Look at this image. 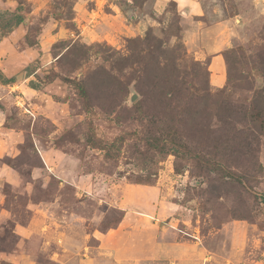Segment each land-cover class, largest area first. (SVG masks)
<instances>
[{"label":"rangeland","instance_id":"1","mask_svg":"<svg viewBox=\"0 0 264 264\" xmlns=\"http://www.w3.org/2000/svg\"><path fill=\"white\" fill-rule=\"evenodd\" d=\"M194 1L200 16L172 0H0V72L14 79L0 84V264H156L127 244L111 252L116 238L134 240L128 223L115 233L124 217L144 218L150 202L173 240L212 257L201 264H264V128L251 119L264 116V0ZM19 4L23 25L3 29ZM148 32L164 53L129 48ZM167 74L185 89L176 102ZM59 77L84 81L91 114ZM167 107L224 172L144 144Z\"/></svg>","mask_w":264,"mask_h":264},{"label":"trees","instance_id":"2","mask_svg":"<svg viewBox=\"0 0 264 264\" xmlns=\"http://www.w3.org/2000/svg\"><path fill=\"white\" fill-rule=\"evenodd\" d=\"M5 1V0H1ZM68 0H63V3H67ZM30 13L29 8H25L23 4H19L18 7L15 9L13 13H8V19H6L2 25L3 29H7L10 31L12 28H17L24 23L25 16ZM3 15L0 14V19H2ZM27 44L30 47L37 46V43L35 40L26 39ZM149 43L151 45H149ZM127 44L129 48H132L135 44H145L146 49L149 55H153L154 53H164L165 51L161 49V41L154 36L150 32L146 34V37L144 39L141 38H132L127 40ZM67 51H70L69 49ZM76 52L77 50H72L71 53ZM82 51V50H80ZM192 65H198L197 62H193ZM206 75L209 76L208 71H206ZM56 77V75H54ZM61 81L68 85H72L73 88L76 91L77 96L81 100V104L83 107V110L86 114H91V104L89 100V96L87 93L86 84L83 80H70L67 78L59 77ZM167 81L169 83V91L168 93L172 97V101L176 102L178 101V98L181 94L184 95L185 89L182 87V82H178V79L176 76L172 74H167ZM14 79H5L0 72V84L2 85H9L13 84ZM209 89H207L208 91ZM184 92V93H183ZM186 95V94H185ZM160 98L168 100L169 95L161 93L159 95ZM170 100V99H169ZM167 104V103H165ZM172 111V109H170ZM173 113V111H172ZM157 123L160 125L157 127V129L151 133L146 134L142 141L144 144L149 146L151 149H157L156 152L158 154L165 153V156L172 155L175 158L180 157H186L188 159L193 160L196 164H201L202 167L205 166V168L211 169L214 172H224V170L219 167L218 165H213L211 163V160L204 158L201 156V154L194 153L192 147L187 143V141L182 137L180 132L178 131V128L175 125V120L172 114H169V108H166V113H163L160 117H155ZM253 123H258L260 128H264V116L261 112H255L251 116ZM179 122V121H178ZM156 126V124L154 123ZM177 128V129H175ZM119 142L122 141V139H118ZM87 144L96 149H100L104 152L109 153V148L105 143H102L100 140L96 139L92 135H89L87 137ZM163 156V155H162ZM176 172L180 173L181 170L176 168ZM230 176V175H229ZM233 177V176H231ZM138 184L141 185H148L149 181L141 180ZM122 219V218H121ZM121 222V221H120Z\"/></svg>","mask_w":264,"mask_h":264},{"label":"crops","instance_id":"3","mask_svg":"<svg viewBox=\"0 0 264 264\" xmlns=\"http://www.w3.org/2000/svg\"><path fill=\"white\" fill-rule=\"evenodd\" d=\"M154 3H159L161 4L163 2V0H153ZM174 1L177 6L179 7V9H183L182 14H187V15H196V16H200L201 12L203 11V9L201 8L202 5L200 6L199 4H197L194 0H172ZM213 28V27H209ZM193 29H197V32L195 33V35H197L199 42L201 44H203L205 42V34L203 33L206 28L204 26H202V24L197 23V25H193ZM211 30V29H210ZM216 29H212V31H215ZM192 39V38H191ZM215 39L216 36H215ZM213 43L215 45V47H218L220 44L219 42H215L213 40ZM146 210H144V215H146V213L150 214L151 216H148V214L146 216H144V218L139 219V217L137 216H133L131 217L130 220H132L133 223H131V221L129 220V222L126 220L127 218L124 217V220L121 222L119 228L117 230H115V233L118 235L120 234V232H122L121 230H123L126 226V224L128 223L129 227L127 229V232H122V234L125 235H132L134 236V240H132L131 237H127L126 241L129 242H124L125 239H120V238H116L115 240H113L115 243L112 242V247L111 248V252L112 251H117V247L119 248H124V244H127L128 247H131L132 250H136L135 254H133L135 257H139V258H143V260L148 263H160V264H167L168 262H170L171 264H176V260H173V257L179 253V257L181 258L182 264H201L203 260V262L206 263V259L211 260L212 257H205V253L204 251H202V249L199 248V244L198 242H194L192 240V242H184V238L182 239V242H176V240H173V238H177L176 234L174 232H171L168 230V228H166L165 226H163L160 221L163 220L162 217H158V213H156L155 209L156 206L153 203H149L143 206ZM126 216V215H125ZM162 216V215H160ZM130 217V215L128 216ZM134 218V219H132ZM149 220V221H147ZM127 221V222H126ZM133 224V227H132ZM93 237L99 241L100 245L102 246L104 244L105 240L107 238V235H101L100 236L98 234H94ZM179 237V234H178ZM121 245V246H117L116 245ZM183 249H185L186 253L181 254L180 251ZM122 251L123 253L121 254H125V255H129L132 256V252L130 251ZM121 252V251H120ZM117 253V252H116ZM120 254V253H119ZM214 260V257H213ZM210 264H213V262H210ZM225 264H230V261H227V263Z\"/></svg>","mask_w":264,"mask_h":264},{"label":"water","instance_id":"4","mask_svg":"<svg viewBox=\"0 0 264 264\" xmlns=\"http://www.w3.org/2000/svg\"><path fill=\"white\" fill-rule=\"evenodd\" d=\"M135 98H136V95H132L131 102H134L135 101Z\"/></svg>","mask_w":264,"mask_h":264}]
</instances>
